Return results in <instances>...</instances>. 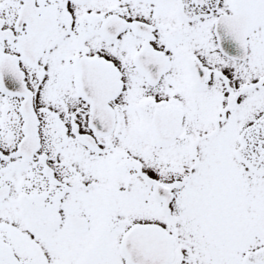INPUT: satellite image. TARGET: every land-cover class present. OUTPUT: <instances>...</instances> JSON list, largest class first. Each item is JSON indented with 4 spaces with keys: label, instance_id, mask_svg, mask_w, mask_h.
Returning <instances> with one entry per match:
<instances>
[{
    "label": "snow or ice",
    "instance_id": "1",
    "mask_svg": "<svg viewBox=\"0 0 264 264\" xmlns=\"http://www.w3.org/2000/svg\"><path fill=\"white\" fill-rule=\"evenodd\" d=\"M0 264H264V0H0Z\"/></svg>",
    "mask_w": 264,
    "mask_h": 264
}]
</instances>
